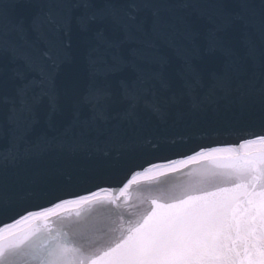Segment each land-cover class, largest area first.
<instances>
[{"label": "snow or ice", "instance_id": "6c2138e0", "mask_svg": "<svg viewBox=\"0 0 264 264\" xmlns=\"http://www.w3.org/2000/svg\"><path fill=\"white\" fill-rule=\"evenodd\" d=\"M237 6L241 11L232 14L225 0H177L171 5L153 0H46L25 26L23 19H11L12 0H0V54L11 53L27 69L13 71L21 82L15 96H0V108H6L0 135L11 136L15 152L27 151L38 113L44 112L51 124L62 97L72 119L66 135L109 119L135 118L141 106L162 113L177 100L165 95L177 75L181 95L193 101L206 82L210 87L205 100L217 91L230 93L247 68L234 57V36L228 29L240 24L256 29L264 42V0L259 15L251 0H239ZM174 7L197 10L209 26L201 33L186 15L164 14ZM145 9L150 18L140 15ZM29 31L37 40L29 39ZM89 33L91 40L83 39ZM82 44L81 69L69 53ZM168 50L183 61L179 73L171 68ZM248 56L255 68L242 82L241 95L255 91L264 102V46L250 47ZM66 66L73 69L71 77L58 85L57 75ZM28 73L33 75L29 78ZM250 135L255 138L246 139L242 147L247 150L236 157L241 182L189 194L173 204L153 200L151 214L99 255L90 254V245L98 219L106 217L78 220L66 225L67 231L48 229L50 235L31 250L32 258L38 264H264V132ZM103 210L119 215L111 202ZM30 239L0 245V264H28L10 258L27 255Z\"/></svg>", "mask_w": 264, "mask_h": 264}, {"label": "water", "instance_id": "95a60500", "mask_svg": "<svg viewBox=\"0 0 264 264\" xmlns=\"http://www.w3.org/2000/svg\"><path fill=\"white\" fill-rule=\"evenodd\" d=\"M153 2L171 5L177 0ZM225 2L228 12L241 11L239 0ZM12 3L11 19H23L27 26L46 0ZM251 3L259 15L260 0ZM172 13L186 15L193 30L201 33L209 26L197 10L174 7L164 14ZM140 15L150 18V11L145 9ZM228 32L234 36V57L247 68L234 81L230 93L217 91L213 99L205 100L210 87L206 82L193 101L181 95L182 81L177 75L165 93L168 97L175 95L177 100L165 105L162 113L141 106L135 118L109 119L87 131L73 129L66 135L72 119L64 110L62 97L51 124L44 112L38 113L27 151L15 152L11 136L0 135V245L31 237L28 254L20 253L10 259L38 264L30 253L50 235L48 229L52 233L67 231L66 225L78 220L104 216L97 221L90 245V254L99 255L151 214L155 209L153 200L173 204L189 194L202 195L241 182L236 157L247 150L242 147L245 140L255 138L251 133L264 132V102L255 91L242 96L245 89L241 85L255 68L248 56L249 48L255 46L259 50L264 42L256 29L242 24ZM28 36L37 40L31 31ZM91 38L90 33L83 37ZM85 50L86 45L82 44L69 53L81 69ZM167 54L171 68L179 73L183 61L172 50ZM195 63L199 66V61ZM15 69L27 71L21 59H14L11 53L0 54V96H15L21 83L14 79ZM72 71L66 66L57 75V84L69 79ZM31 75L28 73L29 78ZM5 115L6 108H0V120ZM109 202L119 215L103 210ZM57 204L61 206L56 207Z\"/></svg>", "mask_w": 264, "mask_h": 264}]
</instances>
